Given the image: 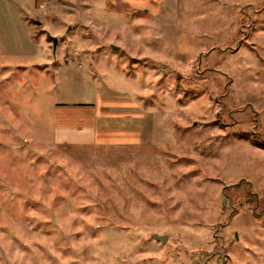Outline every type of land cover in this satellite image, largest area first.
Listing matches in <instances>:
<instances>
[{
  "label": "rangeland",
  "instance_id": "obj_1",
  "mask_svg": "<svg viewBox=\"0 0 264 264\" xmlns=\"http://www.w3.org/2000/svg\"><path fill=\"white\" fill-rule=\"evenodd\" d=\"M0 51V264H264V0H0Z\"/></svg>",
  "mask_w": 264,
  "mask_h": 264
},
{
  "label": "crops",
  "instance_id": "obj_2",
  "mask_svg": "<svg viewBox=\"0 0 264 264\" xmlns=\"http://www.w3.org/2000/svg\"><path fill=\"white\" fill-rule=\"evenodd\" d=\"M2 52L0 51V73L2 70H6L8 69L10 72V76L15 75L16 73V69L20 68V70L28 68L29 66H27L26 62H25V58L28 57V55H26L27 53H25V56H19L20 59H17V55H15L14 52V56H11L10 53L6 54L7 58L4 59L3 61L1 60V54ZM30 55V54H29ZM16 62L19 63V65H16ZM40 67V66H39ZM58 109V108H56ZM103 117L106 118V116L102 115ZM115 114L113 115H108L107 118H112V120H116L118 119ZM100 118V115H99ZM116 118V119H114ZM101 119V118H100ZM90 124V123H89ZM94 127V123H91V126H84V128H82L81 130H73L70 131V135L68 134L67 137L70 138L71 142H74L76 144H86V143H91L93 141V139L95 138V129ZM125 139V138H124ZM127 139V138H126Z\"/></svg>",
  "mask_w": 264,
  "mask_h": 264
},
{
  "label": "water",
  "instance_id": "obj_3",
  "mask_svg": "<svg viewBox=\"0 0 264 264\" xmlns=\"http://www.w3.org/2000/svg\"><path fill=\"white\" fill-rule=\"evenodd\" d=\"M37 24H39V22H37ZM57 44H58V40H57V38H53V51H54V52L56 51ZM113 48H115L116 50L119 49L118 47H115V46H113ZM155 237H156L158 240H160L162 243H165V242L167 241V238H166V237H162V236H158V235H156Z\"/></svg>",
  "mask_w": 264,
  "mask_h": 264
}]
</instances>
